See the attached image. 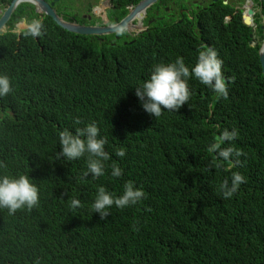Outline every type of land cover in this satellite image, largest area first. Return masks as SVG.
I'll return each mask as SVG.
<instances>
[{"label":"trees","instance_id":"1","mask_svg":"<svg viewBox=\"0 0 264 264\" xmlns=\"http://www.w3.org/2000/svg\"><path fill=\"white\" fill-rule=\"evenodd\" d=\"M138 1L102 5L126 12ZM35 15L42 36L25 35L26 26L10 22L0 33V74L10 77L13 89L0 99V160L10 174L28 173L39 192L30 211L0 210V264H264L261 39L254 41L242 25L236 31L232 23L231 33L210 24L206 37L222 61L227 96L217 98L190 77L188 102L151 118L132 88L155 63L180 56L189 68L195 64L201 43L191 41L190 21L131 44H122L127 31L117 40L101 36L99 49L98 40ZM71 117H79L81 126L94 121L106 138L110 160L103 177L81 178L84 158L55 159L57 132L70 126ZM224 129L237 133L230 143L239 163L217 167L207 147ZM118 149L123 157L115 155ZM112 163L123 170L118 179L109 175ZM233 172L244 182L225 199L219 185ZM127 181L145 193L138 204L113 206L104 220L92 213L97 185L119 195ZM72 198L80 199V208L70 210Z\"/></svg>","mask_w":264,"mask_h":264},{"label":"clouds","instance_id":"2","mask_svg":"<svg viewBox=\"0 0 264 264\" xmlns=\"http://www.w3.org/2000/svg\"><path fill=\"white\" fill-rule=\"evenodd\" d=\"M141 1L142 0L136 2V4L131 9H127L126 12L124 10L122 12V16H124L120 17L115 23L103 26L122 22ZM158 1L160 0H156L154 3L142 8L132 24L121 32L124 33L131 30L132 26L138 19H142L145 15L152 13V9L149 8L155 5ZM23 5H28L36 11L34 7L27 3L21 4L17 9H20ZM112 5L113 4H111V6ZM130 5V3L126 4L125 7L129 8ZM6 8H3L0 5V17L3 15ZM52 9L56 12L53 7ZM37 13L40 12L37 11ZM164 13L165 12H158V17H162L167 23L166 25L162 26V24H164L163 22L153 24L146 30L142 31L140 35L130 38V40H134L130 41V44L134 43L137 38H142L143 34L145 35L154 31L167 30L166 27L171 28L170 25L172 22H167L164 18ZM56 14L58 13L56 12ZM40 15L43 16L41 13ZM12 16L2 30L7 27ZM62 19L66 22L73 23L63 17ZM226 21L227 19L225 21H216L212 19L210 24L215 22L225 26ZM21 22L26 24L25 35L33 38L43 35V24L39 18L33 17L31 20ZM13 27L16 26L13 25ZM224 30L226 31L227 28L224 27ZM121 32L104 36H117ZM193 35H195V33L192 32V42L193 40H196ZM196 42L201 43V50L197 53L196 61L193 66L190 68L186 66L183 57L180 56H177L175 60L171 62L155 63L151 66L147 79H144L132 88L140 109L151 118L160 117L165 110L176 112L182 105H185L188 102L191 95L188 85L190 77L210 89L217 98L227 96L226 80L221 72L222 61L218 58L217 52L209 47V44L213 41L196 40ZM102 43H99V49L101 48ZM112 43L114 42L110 41V44ZM0 71H2L1 64ZM12 91L10 77L6 74H0V99L8 96ZM70 120L71 124L69 127H65L57 132L59 151L55 153V159L74 161L84 158L85 167L80 172L81 178L85 179L90 176L92 180H95L97 177H103L105 175L106 162L110 160L109 153L105 151V145L107 143L106 138L100 134V129L94 121L84 123L83 126H81L82 121L79 117H71ZM236 135L237 133L234 129L232 131L227 129L221 130L216 137V142L208 145L207 151L214 154V160L217 167L220 166L221 162L235 161L237 164L239 163L235 158L239 156L240 153L235 152L230 143L236 138ZM225 142H228V146L221 147ZM124 154L123 149L115 151L117 157H123ZM7 167V164L0 160V210H6L8 215H13L17 210L21 209L30 211L38 205L39 201V192L36 184L29 178L28 173L16 172L15 174H10L7 171ZM122 173V168L116 163L110 165L109 175L112 178L118 179L121 177ZM243 182L244 177L239 172H233L229 178L224 179L219 185L222 196L225 199L230 198ZM144 196V191L141 188L134 186L131 181L124 183L119 195L108 191L103 185H97L90 207L92 213L98 214L99 218L104 220L105 217L109 215V209L113 206L117 209L127 208L138 204ZM80 206L81 201L79 198H72L69 201L70 210L78 209Z\"/></svg>","mask_w":264,"mask_h":264},{"label":"flooded vegetation","instance_id":"3","mask_svg":"<svg viewBox=\"0 0 264 264\" xmlns=\"http://www.w3.org/2000/svg\"><path fill=\"white\" fill-rule=\"evenodd\" d=\"M46 1L48 4L53 3V8L64 19L84 26H103L115 23L124 11L120 7H115L119 5H109V7L104 8L101 4L100 7H92L91 0ZM26 9L30 10L33 8L28 6ZM99 9H102L101 13L98 11ZM149 9H162L161 11L165 12L164 18L167 22H172L171 27H175L176 24L183 23L186 20L192 21L190 30L195 33L193 36L196 40L211 39L210 36L206 37V35H210L209 28L212 19L216 21H225L227 19L224 27L229 32L232 33V23L235 25L233 28L236 31L242 25L246 29V34L254 41L261 39L260 48L263 44L264 4L262 0H160ZM32 12L43 18L37 11L33 10ZM153 13L154 19L152 20L155 24L160 22L164 23L162 26L167 24L162 17H158V10ZM106 14H109V17ZM150 20L151 18L147 15L142 19H138L131 30H128L127 34H125L127 37L124 35L125 38L122 40V44H130V41H134L133 39L130 40V38L140 35L142 31L149 28L148 22ZM120 34H123V32L118 35ZM85 37L94 38L100 43L104 41L101 36ZM115 38L116 40L119 39L118 36H115Z\"/></svg>","mask_w":264,"mask_h":264},{"label":"water","instance_id":"4","mask_svg":"<svg viewBox=\"0 0 264 264\" xmlns=\"http://www.w3.org/2000/svg\"><path fill=\"white\" fill-rule=\"evenodd\" d=\"M156 0H142L138 3V5L132 10V12L120 23L112 24L108 26H84L78 25L70 22H66L62 19V16L56 14V12L52 9L53 3L48 4L45 0H12L9 6L6 8L3 15L0 17V32L5 24L9 21L10 17L14 13V11L23 3H27L34 7L36 11H39L43 17H49L54 21L60 28L65 29L70 33H74L76 35L81 36H104L115 34L117 32H121L128 26L132 24L135 20L136 16L142 10V8L147 5L154 3ZM263 4H264V0ZM259 63L262 71V75L264 78V40L262 47L258 52Z\"/></svg>","mask_w":264,"mask_h":264},{"label":"rangeland","instance_id":"5","mask_svg":"<svg viewBox=\"0 0 264 264\" xmlns=\"http://www.w3.org/2000/svg\"><path fill=\"white\" fill-rule=\"evenodd\" d=\"M102 3V0H91V5H92V7H100V4ZM22 8H28V5H26V6H23ZM102 10V9H101ZM101 10L99 9L98 11L101 13ZM155 10H158V12L159 13H162V9H152V13H149L147 16L148 17H150L151 18V20L148 22V26H152L153 24H155L154 22H153V20L152 19H154V11ZM23 11V10H22ZM21 12V11H20ZM18 12L17 14H16V16H17V19H14L13 18V20L10 22V24H13V25H15L16 26V24H17V26H16V28H20V27H25L26 26V24L25 23H23V22H21V21H25V20H31L33 17H37L35 14H29V13H26V10L24 11V12ZM106 16L107 17H109V14H106ZM19 24H22V25H20L19 26ZM125 37H127V35H125ZM124 37V38H125Z\"/></svg>","mask_w":264,"mask_h":264}]
</instances>
